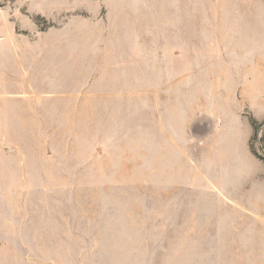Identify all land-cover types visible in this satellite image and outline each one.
Masks as SVG:
<instances>
[{"label":"rangeland","instance_id":"rangeland-1","mask_svg":"<svg viewBox=\"0 0 264 264\" xmlns=\"http://www.w3.org/2000/svg\"><path fill=\"white\" fill-rule=\"evenodd\" d=\"M0 264H264V0H0Z\"/></svg>","mask_w":264,"mask_h":264},{"label":"trees","instance_id":"trees-1","mask_svg":"<svg viewBox=\"0 0 264 264\" xmlns=\"http://www.w3.org/2000/svg\"><path fill=\"white\" fill-rule=\"evenodd\" d=\"M253 125H254V123H253ZM253 153H255V152L253 151Z\"/></svg>","mask_w":264,"mask_h":264}]
</instances>
